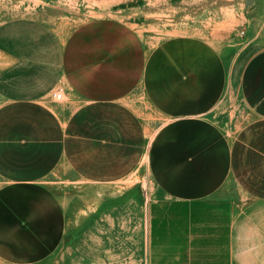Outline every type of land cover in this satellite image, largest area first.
<instances>
[{
  "label": "crops",
  "instance_id": "crops-1",
  "mask_svg": "<svg viewBox=\"0 0 264 264\" xmlns=\"http://www.w3.org/2000/svg\"><path fill=\"white\" fill-rule=\"evenodd\" d=\"M260 39L244 67L247 77L259 66L261 95L241 96L250 117L231 134L215 115L236 96L224 94L227 66L204 39L182 38L158 70L156 51L122 20L63 32L36 17L0 22V264H77L78 247L84 264H264ZM57 88L65 99L52 105ZM14 114L23 125H13ZM46 135L59 153L47 165ZM35 149L36 159L14 154ZM142 160L156 195L142 208L134 193L131 258L123 207H86L83 233L71 238L74 210L46 167L82 173L92 200L123 195ZM142 226L146 241L137 243Z\"/></svg>",
  "mask_w": 264,
  "mask_h": 264
},
{
  "label": "rangeland",
  "instance_id": "rangeland-1",
  "mask_svg": "<svg viewBox=\"0 0 264 264\" xmlns=\"http://www.w3.org/2000/svg\"><path fill=\"white\" fill-rule=\"evenodd\" d=\"M17 17L40 18L60 32L69 31L84 23L122 20L127 30L138 33L146 43L148 52L156 51L158 70L166 68L168 64L164 56L178 51L176 44L182 38H199L214 44L227 66L224 71L227 79L224 94L236 96V104L231 103V109L229 105L222 108L221 115L217 113L215 119L231 134L244 128L250 117V111L241 96L245 93L251 94L252 91L253 94L261 95L259 78H255L260 75L259 66L257 71L250 70L247 77L244 66L261 48L260 38H264V0H0V22ZM228 65L231 71L228 70ZM137 96L142 111L149 113L150 109L147 108L143 95L138 93ZM64 99L65 94L62 100L53 98L51 103L54 105ZM2 104L0 102V106ZM235 106L236 112L233 111ZM13 110L14 113H20L22 108L14 107ZM15 115L14 117L19 118H14L13 125H23L24 120L20 118V114ZM150 117L149 120L157 123L158 127L163 122L158 115ZM17 139L21 141L20 137ZM44 149L47 165L51 156L59 154L52 136L46 135ZM14 154H21L23 158L29 155L28 159H36L37 151L19 150L14 151ZM144 163L142 160L140 170L134 171L127 179L123 195L119 198H102L97 193V198L92 200L86 197L90 193L91 184L84 180L82 173L65 164H61L54 171L52 167H46V170H50L47 180L51 181V185L58 189L69 207L74 210L72 218L77 222V230L71 233V238L79 237L83 233L86 207L97 208L99 212L101 207H123L125 252L131 258L133 236L128 228L132 224V208L136 203L134 193L140 190L142 208L156 195L155 185ZM79 169L82 172L84 168ZM97 212L93 215L94 219L100 216ZM123 217L120 216L121 219ZM142 228L135 239L137 243L139 239L142 243L146 241L144 226ZM83 253L84 248L78 247L77 264H84Z\"/></svg>",
  "mask_w": 264,
  "mask_h": 264
},
{
  "label": "built area",
  "instance_id": "built-area-1",
  "mask_svg": "<svg viewBox=\"0 0 264 264\" xmlns=\"http://www.w3.org/2000/svg\"><path fill=\"white\" fill-rule=\"evenodd\" d=\"M63 96V92L61 90H57L56 93H55V97L57 99H61Z\"/></svg>",
  "mask_w": 264,
  "mask_h": 264
}]
</instances>
